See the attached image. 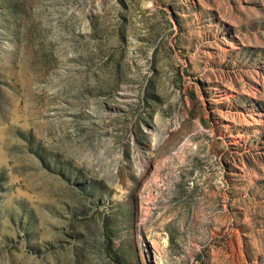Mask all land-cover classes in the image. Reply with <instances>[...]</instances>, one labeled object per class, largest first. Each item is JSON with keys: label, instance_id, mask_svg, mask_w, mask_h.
Listing matches in <instances>:
<instances>
[{"label": "rangeland", "instance_id": "obj_1", "mask_svg": "<svg viewBox=\"0 0 264 264\" xmlns=\"http://www.w3.org/2000/svg\"><path fill=\"white\" fill-rule=\"evenodd\" d=\"M0 264H264V0H0Z\"/></svg>", "mask_w": 264, "mask_h": 264}, {"label": "bare ground", "instance_id": "obj_2", "mask_svg": "<svg viewBox=\"0 0 264 264\" xmlns=\"http://www.w3.org/2000/svg\"><path fill=\"white\" fill-rule=\"evenodd\" d=\"M177 124V121L176 120H174V121H172L169 125L170 126H175ZM168 125V126H169ZM173 128V127H172ZM164 130V132H162L161 133V135L159 134V135H157V136H155V137H153L154 138V143L156 142V141H158L159 139H161V137H163V135L166 133V129L164 128V129H162V131ZM143 163H137V167H138V169L139 170H142L143 168H144V165H142Z\"/></svg>", "mask_w": 264, "mask_h": 264}]
</instances>
